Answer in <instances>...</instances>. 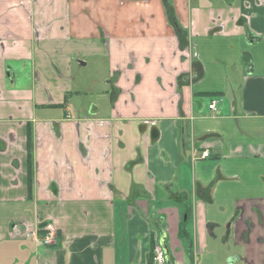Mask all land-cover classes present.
<instances>
[{
	"label": "crops",
	"instance_id": "obj_1",
	"mask_svg": "<svg viewBox=\"0 0 264 264\" xmlns=\"http://www.w3.org/2000/svg\"><path fill=\"white\" fill-rule=\"evenodd\" d=\"M169 2L0 0V264H264V0ZM75 48L111 72L78 115Z\"/></svg>",
	"mask_w": 264,
	"mask_h": 264
},
{
	"label": "rangeland",
	"instance_id": "obj_2",
	"mask_svg": "<svg viewBox=\"0 0 264 264\" xmlns=\"http://www.w3.org/2000/svg\"><path fill=\"white\" fill-rule=\"evenodd\" d=\"M42 50L46 49L43 48ZM66 50L69 51L67 47L56 48L54 55L48 54V56L55 61L60 55L65 53ZM73 51L77 57L79 52L81 58H71L66 64L65 68H68L69 74L66 80L69 82L70 87H72L67 94L66 103L70 110H73L75 114L78 115V113H82V109L88 111L91 105L103 106L108 102L107 92L110 90L109 86H107V82L111 77V72L110 62L106 58H98L93 53L82 51L80 48H75ZM80 63H82L83 66H81ZM29 66L28 70L24 72L27 73V71L30 70ZM53 77H57V75H52L50 81L53 80ZM235 80L240 84V79L238 80V77H236ZM23 81L25 84L34 82L32 78L23 79ZM36 81L38 82V80ZM238 100H240V95H238ZM86 111L83 113L86 114ZM61 112V109L57 111L51 110L46 113V116L55 117L58 116L57 114H61Z\"/></svg>",
	"mask_w": 264,
	"mask_h": 264
},
{
	"label": "built area",
	"instance_id": "obj_3",
	"mask_svg": "<svg viewBox=\"0 0 264 264\" xmlns=\"http://www.w3.org/2000/svg\"><path fill=\"white\" fill-rule=\"evenodd\" d=\"M219 102H220V100H218V99L212 100L208 106V109L210 111H215L216 106L219 104ZM208 156H209L208 152H204L202 154L201 158L205 159ZM30 237L36 239L35 233H32L30 235ZM53 239H54V230L52 228H48L44 238L42 239V243L45 245H49ZM34 241H36V240H34ZM152 264H166L164 252H163L161 246H159V245H157L153 250Z\"/></svg>",
	"mask_w": 264,
	"mask_h": 264
},
{
	"label": "trees",
	"instance_id": "obj_4",
	"mask_svg": "<svg viewBox=\"0 0 264 264\" xmlns=\"http://www.w3.org/2000/svg\"><path fill=\"white\" fill-rule=\"evenodd\" d=\"M164 8H165V11H167V15H168V18H170V15L169 13L173 12V6L171 4V2H167V0H164ZM177 31L179 32V30L177 29ZM179 34V35H178ZM177 34V37L179 39V44H180V48L184 47L183 45H181L182 41H181V36H180V32ZM27 173H28V182H30V172H31V160H30V145H27Z\"/></svg>",
	"mask_w": 264,
	"mask_h": 264
},
{
	"label": "flooded vegetation",
	"instance_id": "obj_5",
	"mask_svg": "<svg viewBox=\"0 0 264 264\" xmlns=\"http://www.w3.org/2000/svg\"><path fill=\"white\" fill-rule=\"evenodd\" d=\"M163 2H164V0H162ZM169 1H171V0H169ZM167 2H168V0H167ZM173 21H174V24H177V18L176 17H174L173 18ZM176 29H177V27H176ZM56 50V48H52V52H54ZM157 245H159L157 242H156V244L154 245V248L157 246ZM160 246V245H159ZM154 248H153V250H154ZM162 248V247H161ZM163 250V249H162ZM165 256V255H164ZM165 260H166V257H165ZM166 264H167V262H166ZM192 264H193V262H192Z\"/></svg>",
	"mask_w": 264,
	"mask_h": 264
},
{
	"label": "water",
	"instance_id": "obj_6",
	"mask_svg": "<svg viewBox=\"0 0 264 264\" xmlns=\"http://www.w3.org/2000/svg\"><path fill=\"white\" fill-rule=\"evenodd\" d=\"M162 248H163V250H164V252H165L166 262H167V264H169V262H168V257H167L166 246H165L164 243L162 244Z\"/></svg>",
	"mask_w": 264,
	"mask_h": 264
}]
</instances>
